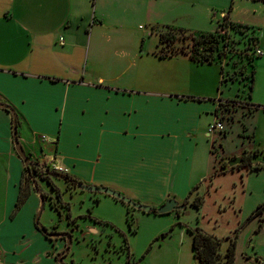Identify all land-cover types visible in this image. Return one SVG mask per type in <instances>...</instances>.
Wrapping results in <instances>:
<instances>
[{"label": "crops", "instance_id": "1", "mask_svg": "<svg viewBox=\"0 0 264 264\" xmlns=\"http://www.w3.org/2000/svg\"><path fill=\"white\" fill-rule=\"evenodd\" d=\"M153 1L0 0V102L17 113L18 137L31 160L48 164L57 155L65 168L59 175L158 208L170 198L184 204L192 190L194 157L187 158L186 148L201 134L213 135L221 104L214 98L218 77L195 74L222 65L197 62L189 52L163 56L158 45L147 49L152 36L142 29L134 36L128 22L138 11L148 18ZM156 1L163 11L165 0ZM255 2L234 0L221 14L254 28L264 52V0ZM238 4L255 12L239 13ZM252 65L247 99L262 107L264 53ZM12 130V114L0 109V264H58L65 242L50 240L33 223L40 207L34 188L11 217L25 175ZM180 186L181 197L189 191L184 199L176 194ZM30 202L34 212L24 216Z\"/></svg>", "mask_w": 264, "mask_h": 264}, {"label": "rangeland", "instance_id": "2", "mask_svg": "<svg viewBox=\"0 0 264 264\" xmlns=\"http://www.w3.org/2000/svg\"><path fill=\"white\" fill-rule=\"evenodd\" d=\"M233 1L165 0V9L162 11L159 1L155 0L148 18L138 11L129 16L128 25L134 36L140 37L142 30L148 37L152 36L146 48H156L158 45L160 55L190 52L195 44L193 38L219 30V23L224 21L221 12L230 8ZM253 1L263 3L262 0ZM237 6V12L245 13L246 16L255 12L250 5ZM258 9L261 7L258 6ZM162 35L174 42L168 46V42L161 41ZM235 60L234 57L225 58L222 66L205 67L195 74L197 78L218 77V92L214 98L217 102L221 101L222 105L219 106V119L216 116L211 121L215 123L219 120L223 129L214 130L211 137L199 135L196 145L192 147L190 144V150L186 148L187 158L191 152L194 157L190 164L193 169L191 189L202 184L191 196L192 190H186L181 197L183 187L178 188L176 194L180 199H184L189 192L185 208L166 214L146 213L114 197H106L103 193L78 191L80 188L75 185L66 188L64 181L59 180L64 179L62 175L46 173L61 193V200L57 191H53L47 181L32 170L39 187L47 196L39 224L48 230L55 228L58 232H67L72 236L64 263L197 264L188 227H200L220 238L232 236L240 228L234 264H264V215L246 224L256 207L264 203V168H238L242 163L264 162V106L253 105L247 99L246 85L249 87L251 83V78L246 76L248 68L245 63L239 64ZM220 68H223V73ZM234 69L232 83L228 72ZM236 157H240L241 162L233 170L228 163ZM40 165L48 164L42 162ZM224 170L229 171L222 173ZM21 188L29 194L33 190L26 171ZM96 198L101 200L100 204L94 202ZM199 199L203 203L197 209L193 201ZM65 203L70 204L71 219L74 221L77 218L76 223H69ZM33 206L31 202L24 206V216L26 212H34ZM128 209L130 213L127 217ZM88 211L101 222L86 218ZM35 213L34 216L38 212ZM132 219L133 223L130 222Z\"/></svg>", "mask_w": 264, "mask_h": 264}, {"label": "trees", "instance_id": "3", "mask_svg": "<svg viewBox=\"0 0 264 264\" xmlns=\"http://www.w3.org/2000/svg\"><path fill=\"white\" fill-rule=\"evenodd\" d=\"M222 26L224 27V25ZM193 39L195 44L192 45V49L189 52L192 59L200 63H204V62H210V63L218 62L219 64L222 63L224 53L222 50L223 42L221 41V39L224 38L218 31L208 34H201L200 38L197 39L193 38ZM161 41L168 42L167 44L168 46H170L174 42L173 39L171 40L170 37H166V36L164 37V35L161 36ZM258 42H259V38L254 28L241 24L231 23V38L227 43L224 44L225 46L228 47V51L225 54V58L232 59L234 57L236 59L235 62H239V64L245 63V65H247L248 75L246 76L251 78V83L249 86L250 88H252V77H253L252 63L254 59L258 58L253 56V53L255 50V45ZM205 44H207L205 51H201V48H203ZM235 67L236 66H234V68ZM234 74H235V69L230 77H233ZM17 124L19 125L18 117H17ZM43 168H39L38 166H35L32 168V170H35L37 174H39L44 180H46L49 186L51 187V189L53 191H57L58 198H61L58 188L55 187L51 178L48 176V174H46L53 172L59 175V173L55 170H52L48 165L43 166ZM238 168H245L248 170H260L264 168V162H259L256 164H253L252 162L242 163L238 165ZM232 169L234 170L235 167H233ZM228 171L229 170H224L222 173H226ZM62 177L64 178L67 184V188H69L71 185L79 186L80 184H83L81 180L73 176H70L68 174H64L62 175ZM201 184L196 186V188H194L190 192V196L193 195V193L201 186ZM28 196L29 193L28 192L25 193L21 188L18 200L16 202L15 210L11 215V217H13L16 214V212L22 207ZM44 197L47 198L46 194L44 195ZM202 203H203L202 199H199L198 201H193V205H195L197 209H200L202 207ZM185 204L186 202L184 203V205ZM65 207L66 210L68 211L67 216L69 223H72L73 221L71 219L70 204L65 203ZM129 213L130 210L128 209L127 217ZM261 215L262 216L264 215V203H261L256 207V209L248 217L246 224ZM87 217L92 218L96 222H101L96 218H93L92 216H87ZM76 220L77 218L74 219V221ZM130 222L133 223V219ZM36 226L39 229L38 223H36ZM239 230L240 228L236 230L232 236L220 238L214 233H208L200 227H188V231L192 235V248L194 252V257L197 260V264H234L235 252L237 246V233L239 232Z\"/></svg>", "mask_w": 264, "mask_h": 264}, {"label": "water", "instance_id": "4", "mask_svg": "<svg viewBox=\"0 0 264 264\" xmlns=\"http://www.w3.org/2000/svg\"><path fill=\"white\" fill-rule=\"evenodd\" d=\"M0 109H4V110L9 111L13 116V130L12 131H13V137H14L15 151L18 154V156L21 158V160L23 161L25 168H26V173H27L28 177L31 179L32 184H33V188L35 189L36 193L38 194V196L40 198V207H39L38 213L36 215V223H38L39 229L41 230V232L50 240L57 241V240H60L63 238L65 239V250L61 251L57 256L58 264H65L63 262V259L69 253L70 245L72 243V236L67 232H65V233L49 232V230L46 227L39 224V217H40V215L44 209V206H45V197H44V193L42 192L41 188L39 187L38 181L36 180L35 176L32 174V168L35 166H38L39 168H43V166H41L38 162L31 160L30 157L26 154V152L23 148V145H22V143L18 137L17 113L15 112V110L10 105H8L6 103H1V102H0ZM240 162H241V158L236 157L235 159L229 161L228 166L233 168L234 166H236ZM78 187L83 191L92 192V193H103L106 195H110V196H112L118 200L123 201L127 205H129L135 209L143 210L146 213L166 214V213H170L172 211L181 210V209L185 208L184 204H179L178 201H176L175 199H172V198L168 199L162 206L155 208V207H151L149 205L137 203V202L133 201L131 198H129V197L121 194L120 192L113 190L109 187L93 186V185H86V184H80Z\"/></svg>", "mask_w": 264, "mask_h": 264}, {"label": "built area", "instance_id": "5", "mask_svg": "<svg viewBox=\"0 0 264 264\" xmlns=\"http://www.w3.org/2000/svg\"><path fill=\"white\" fill-rule=\"evenodd\" d=\"M226 16L227 15H224V22H222L220 24V28L218 30V32L223 36L224 39H221V41L223 42V46H222V50H223V53H224V57L223 59H225V54L227 53L228 51V47L225 46L224 44L227 43L230 38H231V23L230 22H227L226 21ZM224 25V27L222 26ZM201 51H205L204 48H201ZM209 53V52H208ZM263 50L260 48V46L258 45V43L255 45V50H254V53H253V56L255 57H261L263 55ZM216 55V54H215ZM217 56V55H216ZM224 64V62L222 61V65ZM222 103V102H221ZM228 104V103H227ZM219 119V118H218ZM216 129H219L222 130L223 129V124L218 120V122H215L214 124L210 125V128H209V133L213 132L214 130ZM42 139L43 140H48V138H46V136H42ZM57 158V155H52L50 158H49V162H48V166H50V168L52 170H55L57 172H65V168L63 167V165L61 164H57L55 162Z\"/></svg>", "mask_w": 264, "mask_h": 264}, {"label": "flooded vegetation", "instance_id": "6", "mask_svg": "<svg viewBox=\"0 0 264 264\" xmlns=\"http://www.w3.org/2000/svg\"><path fill=\"white\" fill-rule=\"evenodd\" d=\"M74 223H76V221H73ZM49 232H58L57 231V229H55V228H51L50 230H49ZM60 240H63L64 242H65V239L63 238V239H60ZM63 250H65V245H64V247L58 252V254L61 252V251H63ZM58 254L56 255V258H57V256H58ZM66 257V256H65ZM64 257V258H65ZM66 264V263H65Z\"/></svg>", "mask_w": 264, "mask_h": 264}]
</instances>
